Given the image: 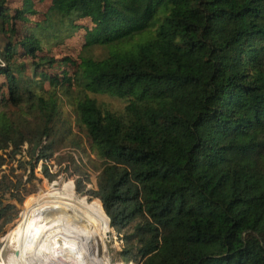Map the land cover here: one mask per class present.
<instances>
[{"label":"trees","instance_id":"16d2710c","mask_svg":"<svg viewBox=\"0 0 264 264\" xmlns=\"http://www.w3.org/2000/svg\"><path fill=\"white\" fill-rule=\"evenodd\" d=\"M34 3L0 2V162L30 157L34 171L64 147L100 161L92 203L62 185L83 217L123 234V262L264 264V0ZM85 17L78 64L42 55ZM69 60L74 75L51 71ZM74 156L56 159L82 193L90 173ZM12 186L0 181V240L42 218L23 206L36 184L13 206Z\"/></svg>","mask_w":264,"mask_h":264},{"label":"rangeland","instance_id":"374dc122","mask_svg":"<svg viewBox=\"0 0 264 264\" xmlns=\"http://www.w3.org/2000/svg\"><path fill=\"white\" fill-rule=\"evenodd\" d=\"M3 0H0L2 2ZM35 5L42 10L43 14L46 9L52 5V0H33ZM26 0H8V5L12 8L22 7L25 4ZM91 11V8H89ZM68 21H64V25L66 29H70L68 32L66 30H61V36L51 45L48 44L50 50L47 52L42 53V55L49 54L52 57L63 59L65 57H71L75 60V62L80 61V57L84 56V43H85V36L87 34V30L93 27V23L90 18H83L77 20L76 25L78 27L71 28L69 26ZM63 24V23H62ZM59 42V43H58ZM94 54L98 57H101L104 54L102 49H96ZM70 61V60H69ZM58 64V63H57ZM75 63L69 62L66 65L60 64L55 65L54 69L51 71L56 73H61L64 69L69 71V74L72 76L75 72ZM98 97L101 101H104L107 105H109L114 110L122 109V104L117 98L112 97L108 93L98 94ZM66 111L69 113L72 112L71 107H67ZM26 148V147H25ZM72 153L75 154V159L77 162L82 164H87V168L89 169L90 173V180L87 182L88 187L84 192L78 193L76 191L77 181L74 175H71V168L66 169L68 165V161H63L61 164L56 159V156L60 154L68 155ZM92 159H95V156H91ZM67 159V158H66ZM30 157H22V155H17L15 158H11L10 156H6L5 160L0 165V181L3 183L11 184L12 190L14 192H7L5 196V203L12 205V201L14 198L20 196V192L25 188L26 184L28 187L31 186V182L36 184V191L33 194L28 195L25 200L23 201L24 209L30 205L33 208L34 213L36 210L40 211L42 218L44 219L46 215L49 216H62L68 218H74L78 221L76 224L71 225L68 224L65 228L68 230L69 228L73 229L74 231L81 232L85 234L88 238H91V234L87 231L83 230L81 227L82 222H86L91 224L95 228L100 231L102 236L98 235L99 239V254L101 257H106L110 260L111 264H137L135 262H123L120 255V250L123 249L124 241H123V234L119 233L115 229L110 226V221L108 219V224L111 228L110 231L105 233L100 226H98V222L95 219H88L83 217L80 213L79 209L76 206L75 198L73 196V190L71 188V183H66L62 185L64 182L71 181L73 183L74 192L78 197H84L88 202L92 203L96 200L94 197L88 195L89 189L96 188V181H97V171L93 167L94 164L100 163V161H94L93 165L90 163L88 153H84L82 149H70L68 147L62 148V150L58 151L55 154V159L53 161L44 162L43 160L39 161L38 165L35 167V170L32 171L30 169L31 164L23 165L22 161H28ZM33 161V160H32ZM0 162V163H1ZM48 166V172L55 177L51 180L47 177L44 166ZM58 183L59 185L57 188L51 189L52 183ZM19 183V187L16 186ZM40 194V195H39ZM57 201L59 205L53 203ZM13 206V205H12ZM23 209V211H24ZM13 207H11L10 211L8 212L7 216L5 217V223L10 218V214L12 213ZM21 212V218L22 213ZM21 220V219H20ZM19 220V221H20ZM19 223V222H18ZM17 223V224H18ZM35 223V222H34ZM5 225V224H4ZM3 225V226H4ZM16 225H14L15 227ZM13 227V228H14ZM12 232L9 231L1 240H0V247L4 246L3 252L0 251V264L5 261V264H18L17 260L15 259L14 255L17 252V248L15 244H12L6 239V237ZM104 245V246H103Z\"/></svg>","mask_w":264,"mask_h":264},{"label":"bare ground","instance_id":"6f19581e","mask_svg":"<svg viewBox=\"0 0 264 264\" xmlns=\"http://www.w3.org/2000/svg\"><path fill=\"white\" fill-rule=\"evenodd\" d=\"M77 222L74 218L46 215L30 227L14 228L6 239L16 245L14 257L18 264H111L108 258L99 254L98 235L102 234L97 228L81 223L82 229L91 234V238L65 228ZM3 249L4 246L0 247L1 253Z\"/></svg>","mask_w":264,"mask_h":264},{"label":"water","instance_id":"95a60500","mask_svg":"<svg viewBox=\"0 0 264 264\" xmlns=\"http://www.w3.org/2000/svg\"><path fill=\"white\" fill-rule=\"evenodd\" d=\"M109 218V217H108ZM109 221H110V219H109Z\"/></svg>","mask_w":264,"mask_h":264}]
</instances>
